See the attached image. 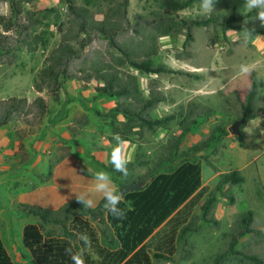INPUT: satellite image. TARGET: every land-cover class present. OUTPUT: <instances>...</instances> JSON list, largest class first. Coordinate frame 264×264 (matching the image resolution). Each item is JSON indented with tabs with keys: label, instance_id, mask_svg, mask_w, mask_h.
<instances>
[{
	"label": "rangeland",
	"instance_id": "obj_1",
	"mask_svg": "<svg viewBox=\"0 0 264 264\" xmlns=\"http://www.w3.org/2000/svg\"><path fill=\"white\" fill-rule=\"evenodd\" d=\"M121 1L99 0L90 9L100 19L101 12ZM223 1L232 5L238 0ZM199 3L180 15H208L200 12ZM26 8H56L60 21L65 24L64 28L67 27L66 7L60 0H32ZM242 8L248 10L244 7V1ZM158 9L153 0H129L125 31L119 39L131 37L139 17L148 19L150 13ZM0 13L9 14L6 3L0 4ZM211 14H219L225 19L228 10L216 1ZM242 24L261 27L255 17L244 20ZM51 29L54 38L46 49H39L33 54L21 51L15 52L13 56L0 57V111L12 99L24 98L30 104L41 97L47 111L51 112L40 116L38 107L34 105L16 122L12 121L0 128V238L14 264H32L29 252L22 245L21 230L27 223L39 225L36 218L26 217L23 211L31 205L51 211L58 210L91 187L92 177L98 170L94 161L109 163V153L114 143L109 138L112 136L108 122L94 112L105 113L116 105L125 104L122 99L95 98L96 80L89 83L62 81L57 98L46 90L36 92V75L60 39L56 28L53 26ZM191 33L193 41L185 51L192 55L182 53L183 35L158 40L155 62L174 71L173 74L146 76L136 73L144 91L152 85L154 79L166 97L152 112L153 116H164L181 109L187 111L190 104L212 109L213 115L208 120L203 119L184 140L182 149L206 139L214 125L228 127L243 116L235 92H240L244 101V91L251 83V72L257 74L263 86L258 88L252 102L251 112L255 118L249 120L243 128L244 146L239 147L235 137L228 133L219 143L216 154L212 152L214 146L196 154L201 166L202 185L209 186L211 190L216 186L219 174L230 170L240 172L244 178L243 184L228 185L223 189L225 195L230 193L233 196L234 203L230 205L222 194H214L212 198L203 197L194 209L196 229L187 237V242L177 245L176 253L169 261L154 260V264H212L215 256L226 250L231 237L240 229V217L246 212L253 215L252 232L244 234L237 249L256 255L264 264V48H254L252 38H246L243 32L238 33L239 37H236L234 43L223 38L220 29L212 26L193 27ZM242 37L247 40H242ZM107 46L106 41L94 35L88 46L90 59L103 55L104 60H108ZM83 63L84 60L80 59L71 67L78 71ZM245 63L252 66L246 75L239 72V65ZM178 131V126L173 124L168 131L158 130L153 134L146 132L142 139L134 138L128 142L125 145L129 158L127 167L134 165L136 171L132 172L137 177L148 172L163 159L165 144ZM94 199L95 205L92 208L102 198L97 195ZM208 204V210L202 216L200 207ZM92 220L99 237L97 219ZM43 232L55 236L60 234L57 227L51 226H45ZM92 253L94 258L98 257L95 252ZM222 264L254 263L228 256Z\"/></svg>",
	"mask_w": 264,
	"mask_h": 264
},
{
	"label": "trees",
	"instance_id": "obj_2",
	"mask_svg": "<svg viewBox=\"0 0 264 264\" xmlns=\"http://www.w3.org/2000/svg\"><path fill=\"white\" fill-rule=\"evenodd\" d=\"M98 1L60 0L66 7L67 27L64 28L65 24L60 21L56 8L34 10L26 8L32 0H0V4L6 3L9 10V14L0 13V57L13 56L15 52L21 51L33 54L39 49H46L54 38L51 29L54 26L60 39L57 46L48 53L44 60L45 65L36 75V92L46 90L57 98L62 81L89 83L96 80L95 98H115L125 102L105 113L94 112L108 122L111 136L119 134L130 142L134 138L142 139L146 132L153 134L158 130L168 131L173 124L178 126L179 131L165 144V155L157 164L161 167L156 165L140 177L132 172L136 171L132 164L129 165L128 175L124 177L115 172L110 163L94 161L97 169L108 172L118 187L133 181L144 182L140 190L124 195L119 204L125 213L121 219L106 212L103 199L95 208H86L76 199L55 211L28 206L23 211L24 215L39 221V225L28 223L22 230V245L29 252L32 264H72L70 255L65 251L69 248L73 252L81 251L85 264H154V260L169 261L176 253L177 245L186 243L187 237L196 229L193 212L200 200L205 196L212 198L214 194H222L232 205L234 198L230 193H223L224 187L241 185L244 182L238 170H230L219 174L213 190L202 185L201 166L197 162L196 154L213 146L212 152L216 154L219 143L228 136L227 128L216 124L206 139L182 149L184 140L203 119L208 120L213 115L212 109L190 104L187 111L181 109L176 113L153 116L152 112L166 97L156 86L154 79L151 81L152 85L144 91L137 74H173L174 71L155 62L158 40L183 35L182 53L192 55L185 49L193 41V27L219 28L225 39L227 30L243 33L248 30L251 34H246L250 37L264 36V27L253 28L242 24L244 20L256 17V11L244 10V0H238L232 5L216 0L228 10L225 19L219 14L183 17L180 13L192 8L200 0H153L158 5V11H152L148 19L139 17L131 37L120 40L125 31L129 0H122L108 7L105 12H101L100 19L90 9ZM94 35L107 42L108 60H104L103 55L90 59L88 46ZM80 59L84 63L78 67V71L73 70L71 65ZM250 79V86L244 91V101L240 92H235L242 114L246 115L241 135L235 137L239 147L244 146L243 128L249 120L255 118V114L251 112L254 96L258 88L263 86L255 72L250 73ZM34 105L38 107L40 116L51 114L41 97H37L30 104L24 98L12 99L0 111V128L12 121L16 122L34 108ZM109 138L112 140V137ZM205 161L208 163L207 157ZM208 207L209 204L200 207L202 216ZM91 216L97 219L99 237ZM252 220L251 212L241 215L239 225L244 230L239 229L233 234L226 250L216 255L212 264H222L228 256L240 258L242 262L262 264V260L256 255L237 249L244 234L252 232ZM45 226L57 227L60 234L55 236L44 233ZM80 234L87 235L89 243L85 244L78 239ZM92 252L98 257L94 258ZM0 264H14L1 238Z\"/></svg>",
	"mask_w": 264,
	"mask_h": 264
},
{
	"label": "clouds",
	"instance_id": "obj_3",
	"mask_svg": "<svg viewBox=\"0 0 264 264\" xmlns=\"http://www.w3.org/2000/svg\"><path fill=\"white\" fill-rule=\"evenodd\" d=\"M216 0H200L199 10L202 14H211L214 10ZM244 7L248 10H255V19L260 22L261 27H264V0H244ZM246 33L251 34L248 30H244ZM261 37L256 36L259 40ZM252 70V66L249 64L239 65V72L241 74H248ZM112 140L114 143L111 145V151L109 153V163L112 165L113 170L126 177L128 175V163L129 158L125 145L128 141L124 140L119 134H113ZM99 196L103 199V208L107 213L111 214L117 219L124 217L125 213L119 207L120 202L124 198V193L119 190L114 184L111 175L104 170H97L92 177L91 187L84 193L76 196V200L83 204L86 208H92L95 205V196ZM78 239L89 243L88 237L85 234H80ZM70 255L72 264H85L81 251L73 252L71 248L65 250Z\"/></svg>",
	"mask_w": 264,
	"mask_h": 264
},
{
	"label": "water",
	"instance_id": "obj_4",
	"mask_svg": "<svg viewBox=\"0 0 264 264\" xmlns=\"http://www.w3.org/2000/svg\"><path fill=\"white\" fill-rule=\"evenodd\" d=\"M246 121V115H243L239 119L235 120L230 127H228L227 131L230 135L234 137H239L241 135V127L243 126L244 122ZM144 182L143 181H133L128 184L121 185L118 189L121 190L124 195L130 192L138 191L143 188ZM91 219H94L91 216Z\"/></svg>",
	"mask_w": 264,
	"mask_h": 264
},
{
	"label": "crops",
	"instance_id": "obj_5",
	"mask_svg": "<svg viewBox=\"0 0 264 264\" xmlns=\"http://www.w3.org/2000/svg\"><path fill=\"white\" fill-rule=\"evenodd\" d=\"M221 33V32H220ZM239 32H236V31H232V30H227L226 32H225V37L227 38V39H229V40H231V43H234V41H236L235 39H236V37L238 38L239 37V34H238ZM245 35V37L246 36H249V35H247L246 33L244 34ZM259 36H261V37H264V36H262V35H259ZM250 37V36H249ZM247 38V37H246ZM252 38V40H251V42H252V46H253V44H255V46H254V48H258V49H262V48H264V38H261V39H259V40H257L256 39V36L255 37H251ZM242 40H244V41H246L247 39H245L244 37H242ZM252 51H253V48H252ZM253 53L255 54V52L253 51ZM252 61H255V60H252ZM257 61V60H256ZM230 76V75H229ZM233 77V76H232ZM231 77V78H232ZM249 86H250V84H249ZM231 126V125H230ZM230 126H228V127H230ZM228 127H226L227 129H228ZM37 192V191H36ZM30 194V193H29ZM32 206V205H31ZM41 208V207H40ZM28 224V223H27ZM26 224H24L23 225V227L25 226ZM23 227H22V230H23ZM22 230H21V240H22Z\"/></svg>",
	"mask_w": 264,
	"mask_h": 264
}]
</instances>
